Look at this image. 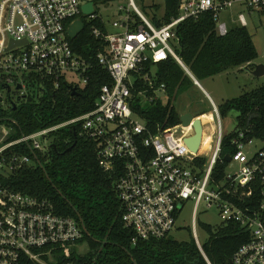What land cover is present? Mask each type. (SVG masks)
I'll return each instance as SVG.
<instances>
[{
  "label": "built area",
  "instance_id": "built-area-1",
  "mask_svg": "<svg viewBox=\"0 0 264 264\" xmlns=\"http://www.w3.org/2000/svg\"><path fill=\"white\" fill-rule=\"evenodd\" d=\"M97 1L109 2L0 0L1 102L18 91L25 94L28 81L35 77L52 80L55 87L65 80L76 90L89 82L93 65L75 51L68 32L78 19L85 23L84 18L88 22L101 18L108 26L107 33L95 24L92 29L106 42L97 59L112 78L101 86L94 108L82 115L10 141L14 128L0 126V264H58V259L50 263V258H56L53 251L75 247L84 237L80 222L58 213L53 201L14 191L5 181L33 162L27 154L12 152L14 146L27 144L45 154L48 147L43 142L50 139L48 134L71 125L79 128L81 136L98 142L99 164L118 176L116 190L124 208L123 220L138 237L168 236L185 203L193 200L194 237L204 255L195 225L201 206L205 211L216 208L223 223H237L249 233V241L234 253L233 264H264V140L250 137L249 130H239L231 138L233 152L223 155L221 112L208 93L214 107L212 122L217 120V125L213 137L208 135L197 150L187 139L195 135V120L204 114L193 116L189 125L180 122L165 127L133 108L137 100L142 106L146 101L162 100L159 94L166 93V86L155 82L156 64L169 58L202 88L179 53L178 26L183 21L212 11L217 32L226 35L230 28L220 19L223 10L238 5L251 15L264 16V0H180L178 15L161 26L142 12L137 0H119L112 29L97 12ZM88 2H93L94 10L86 14L82 7ZM238 21L248 26L245 12ZM13 41L16 44L11 46ZM68 73L78 79L69 80ZM255 141L262 144L251 153L248 146ZM208 151H212L210 156ZM221 162H226L224 169Z\"/></svg>",
  "mask_w": 264,
  "mask_h": 264
},
{
  "label": "trees",
  "instance_id": "trees-1",
  "mask_svg": "<svg viewBox=\"0 0 264 264\" xmlns=\"http://www.w3.org/2000/svg\"><path fill=\"white\" fill-rule=\"evenodd\" d=\"M179 2L165 0L164 13L162 16L156 13L152 17L154 23L161 26L177 16ZM160 7L154 4L156 11ZM84 19V29L70 41L75 51L93 65L89 82L74 93L65 80L55 87L52 80L30 79L25 94L18 91L17 95L6 97L5 102L0 101V126L7 124L14 128L8 141L90 111L101 86L112 82L109 72L97 59V55L105 50L106 42L92 29L95 24L107 33L108 26L101 18L93 22ZM216 27L217 20L212 11L190 17L178 26L179 53L196 78L204 79L231 68L252 66L259 56L246 26L232 27L226 35H219ZM151 65L152 62L148 67ZM187 78L188 73L174 58L158 62L155 82L158 86H166L169 103L164 105L157 100L142 106L137 100L134 110L165 127L179 124L181 115L171 104V98L182 89ZM43 83L46 87L41 85ZM141 86L148 87L143 83ZM149 93H153L152 89ZM219 109L222 115L231 110L239 112L237 130L224 135L223 155L233 152L231 138L239 130H249L250 137L264 140V85L227 100ZM208 112L204 110L198 115ZM48 136L52 143L45 154L38 149L34 153L27 144L11 149L29 155L33 162L19 168L5 181L14 191L50 199L58 213L74 217L87 228L88 233L84 230L79 244L86 243L89 251L60 255L58 252L63 248H58L53 251L58 264L67 261L74 264H135L132 258L138 264H230L236 250L249 241V233L237 223L216 226L202 223L208 232V239L202 244L206 258L195 237L190 241H178L169 235L160 239L138 237L123 220L124 208L116 190L118 176L105 171L99 164L98 142L81 136L79 128L73 125L51 131ZM225 166L226 162L220 163L221 169ZM24 264L38 263L27 261Z\"/></svg>",
  "mask_w": 264,
  "mask_h": 264
},
{
  "label": "rangeland",
  "instance_id": "rangeland-1",
  "mask_svg": "<svg viewBox=\"0 0 264 264\" xmlns=\"http://www.w3.org/2000/svg\"><path fill=\"white\" fill-rule=\"evenodd\" d=\"M119 0H110L108 4H103L101 1L96 2V10L102 15L109 23L110 29H112L111 23L117 16V10ZM137 4L142 10V12L150 19L157 13L159 16L163 15L165 9V0H137ZM154 4H159L161 7L158 11L155 10ZM241 12L246 13V18L248 21V30L253 36L254 42L257 46L259 56L252 62V64H264V16L259 14H253L243 10L240 6L236 5L232 9L223 10L220 13V19L228 23L229 28L235 26H241L242 24L238 21V16ZM253 66V65H252ZM244 65L242 67L231 68L216 75L200 79L196 78L202 88L195 83L194 78L189 75V78L186 79L182 89L177 92L174 97L171 98V104L176 108L180 115L185 113H190L193 116L198 115L202 111L213 112V105L207 95V93L214 100L216 105H220L227 100L236 98L243 94L244 92L252 91L256 88H259L264 85V74L256 76L252 72L254 66ZM69 80L78 79L76 76L73 77L71 73L67 74ZM16 88V86H14ZM161 101L164 105L169 103L170 97L166 93H160ZM149 102L146 101L145 105H148ZM208 112V113H209ZM207 114V113H206ZM238 115L237 110H231L226 115L221 116L222 123V132L224 135H229L230 133L237 130L238 126ZM141 120L140 118H138ZM212 115L207 114L201 118H198L197 124L202 125L205 123V128L203 132L212 134L215 125H217V120L212 122ZM204 128V129H205ZM203 130V129H202ZM203 134V133H202ZM52 143V140L49 139L46 142H43L44 147H49ZM210 143L207 149L210 150ZM262 143L255 141L253 145H249V151L252 153L256 151ZM212 151H208L207 154L211 155ZM193 210H194V201L188 200L185 203V207L181 212L175 228L169 233V236L178 241H190L194 237V219H193ZM224 218L221 216L220 212L216 209H209L205 211L203 206L200 207L198 217L196 220V231L199 240L201 243H205L208 239V232L202 226V223L216 226L222 224ZM89 251V246L86 243L79 244L75 247H65L58 252V254H71L75 252L76 254H83ZM57 258H50V263H54Z\"/></svg>",
  "mask_w": 264,
  "mask_h": 264
},
{
  "label": "water",
  "instance_id": "water-1",
  "mask_svg": "<svg viewBox=\"0 0 264 264\" xmlns=\"http://www.w3.org/2000/svg\"><path fill=\"white\" fill-rule=\"evenodd\" d=\"M82 8H83L84 13H86V14L91 13L94 10L93 2H88V3L84 4ZM84 27H85V23L81 19H78L75 22H73L71 24L69 30H68L69 36L71 37V39L76 38L78 36V34L84 29ZM15 44H16V42L13 41L11 46H13ZM252 65L254 66V70L252 72L254 75L259 76V75L264 74V64H254L253 63ZM247 68H249V65H247ZM18 88H21V86H18ZM73 90H74L73 91L74 93H77L76 89H73ZM9 91H10V89H9ZM192 118H193V115L190 113H185V114L180 116V120L184 125H189L192 121ZM197 120L198 119L195 120V124H194L195 128H196V121ZM200 136H201V131H200V129L199 130L197 129V131L195 130V135L193 137H190L187 139V143L191 146V148L193 150L198 149V147L200 145ZM31 150H32V148H31ZM33 152L35 153V151H33ZM35 158L37 159L39 165L41 167H43L41 161L38 159V156H35ZM225 158L227 161H229L231 159V157L229 155H227ZM63 197H65V196L63 195ZM83 228L88 233V230L84 224H83ZM132 259H133L135 264H138L134 258H132ZM230 264H233L232 260L230 261Z\"/></svg>",
  "mask_w": 264,
  "mask_h": 264
},
{
  "label": "bare ground",
  "instance_id": "bare-ground-1",
  "mask_svg": "<svg viewBox=\"0 0 264 264\" xmlns=\"http://www.w3.org/2000/svg\"><path fill=\"white\" fill-rule=\"evenodd\" d=\"M207 114H211L212 115V112H209ZM206 113L204 114L205 116L207 115ZM203 115V116H204ZM203 116H200L199 118L203 117ZM198 121V120H197ZM197 121H196V128L195 130L197 131V129L201 131V136H200V145L199 147L201 146V144L203 143L204 139L209 135L207 132V129L205 128V123H203L202 125H200L199 123L197 124ZM205 128V129H204ZM203 129V130H202ZM206 131L205 133L203 131ZM203 133V134H202ZM194 150H197V149H194Z\"/></svg>",
  "mask_w": 264,
  "mask_h": 264
}]
</instances>
